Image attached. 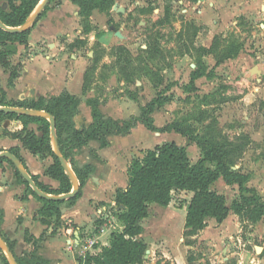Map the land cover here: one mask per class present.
<instances>
[{
    "label": "rangeland",
    "instance_id": "rangeland-1",
    "mask_svg": "<svg viewBox=\"0 0 264 264\" xmlns=\"http://www.w3.org/2000/svg\"><path fill=\"white\" fill-rule=\"evenodd\" d=\"M117 2L94 19L82 18L79 32L59 36L53 59L62 61L60 71L84 78L82 103L98 100L108 118L136 124L128 133L121 170L126 173L134 158L157 144L185 145L192 163L203 157L197 141L222 144L224 160L246 176V186L264 201V15L237 17L235 24L213 35L195 25L193 12L184 11L186 0ZM15 46L9 47L15 51ZM30 54L15 60L25 63ZM156 98L150 115L156 127L181 126L194 140L174 130L151 131L141 122L144 108ZM211 189L226 195L229 204L241 195L238 184L222 178ZM192 195L174 191L166 209L151 208L144 221L145 238L153 241L151 254H189L201 264H264V217L243 222L231 211L223 222L209 218L204 230L184 237L183 207Z\"/></svg>",
    "mask_w": 264,
    "mask_h": 264
},
{
    "label": "crops",
    "instance_id": "crops-1",
    "mask_svg": "<svg viewBox=\"0 0 264 264\" xmlns=\"http://www.w3.org/2000/svg\"><path fill=\"white\" fill-rule=\"evenodd\" d=\"M117 1L119 0H114L118 3ZM52 3L55 4L51 6H56L50 8L32 29L29 47L26 48L20 43L14 44L15 53L10 58L13 66L21 63V60H15L18 55L22 57L29 51L31 57L25 63L22 61L23 67L13 85L9 84V69L0 65V88L5 91L8 102L37 100L41 96L57 97L63 93L82 97L84 78L68 75L66 69L60 71L58 67L62 61L53 59L54 53L59 50L57 38L80 31V8L71 0H56ZM186 5L188 8L184 11L193 12L192 20L195 25L203 27V30L213 35L223 33L235 24L237 17L264 15V0H186ZM98 13L100 10H93L90 18L94 19ZM40 50L45 51L37 54ZM104 108L106 107L101 102L99 109L108 118ZM74 122L79 129L88 127L93 122L89 104L81 101L79 114L74 117ZM28 128L42 135L39 124L31 123ZM135 128L136 124L131 131ZM23 129L24 124L20 120H0V153L16 150L14 154L22 158L30 175L43 186L59 191L62 187L61 181L47 174V168L54 163L53 157L35 155L26 148L21 138L14 135ZM130 135L111 133L107 135L108 146L103 147L100 140L93 139L73 149L71 160L67 162L79 189L81 183L74 168L82 169L85 165H91L94 170L81 187V193L76 200L65 199L56 204L59 214L54 211L42 213L44 202L18 179L15 168L8 160H0V264H10V254L16 260H22L23 264H28L31 257L45 260L47 264H81V258L87 253L97 254L103 247L108 246L112 233L123 229V224L118 220L119 209L122 207L117 206L116 195L118 190H126L130 183L129 165L125 173L120 164L129 147L127 139H130ZM51 143L53 147V142ZM73 187L72 182V189ZM155 206L159 209L168 207L152 203L150 210ZM186 208L187 205H184L183 210ZM149 216L142 221L144 231L140 235L148 246L153 242L145 238L144 221ZM185 218L186 210L182 214L184 228ZM157 229L155 224L152 230ZM9 244L12 245V251ZM151 248L147 249L149 253L146 251L141 264H164L161 262L163 260L167 264H201V260L191 261L189 254H151L154 252V248ZM238 264L242 262L239 260Z\"/></svg>",
    "mask_w": 264,
    "mask_h": 264
},
{
    "label": "trees",
    "instance_id": "trees-1",
    "mask_svg": "<svg viewBox=\"0 0 264 264\" xmlns=\"http://www.w3.org/2000/svg\"><path fill=\"white\" fill-rule=\"evenodd\" d=\"M42 0H0V19L10 27L24 25ZM49 0L44 8L38 13L32 24L18 32H10L0 27V65L10 70L9 84L13 85L14 80L19 76L22 62L16 66L11 64V55L15 53L9 46L20 43L26 48L29 47V36L32 29L51 8ZM80 8L83 19L90 17L93 10L105 11V8L112 5L114 0H71ZM7 7H3V3ZM204 52L210 49L203 47ZM238 51V50H237ZM86 81V80H85ZM0 105L18 106L26 109L44 111L56 120V135L58 148L61 155L70 161L72 151L75 147L86 144L89 140L101 141L103 147L109 145L107 135L111 133L128 134L134 127L133 120L120 121L114 118H105L99 109L100 102L90 104L92 108L93 122L88 127L77 128L74 117L79 114L81 99L69 93H63L57 97L41 96L37 100H25L18 103H11L5 99V91L0 88ZM158 99H154L144 108L146 118L141 119L151 131L171 132L175 131L194 140L193 136L181 126H166L157 128L153 118L150 116L154 111ZM17 119L22 121L24 129L14 134L21 138L23 145L35 155L51 156L54 163L47 168V174L61 181L62 187L59 191H53L40 182L33 175L32 178L37 186L47 193H68L72 189V180L63 167L59 156L52 147L51 123L49 117L44 115L15 114L0 112V120ZM39 124L42 135L28 128L29 124ZM203 151V157L196 163H192L188 149L185 145L176 142H165L157 144L153 149H148L143 157H137L129 164L130 183L126 190H118L116 195L119 209L118 220L123 224L121 231H115L111 235L110 244L102 248L97 254L87 253L81 258V264H141L148 245L140 235L144 231L142 221L150 214V205L157 203L168 206L172 201L174 191H188L193 195L187 204L184 237H188L202 231L207 225L209 218L223 222L228 218L231 211L241 217L243 222H253L264 217V201L261 200L254 188L246 186V176L231 169L230 164L224 160L227 155L222 144H208L197 141ZM231 146L234 144H230ZM16 153V150H12ZM25 169L27 168L22 158L17 155ZM0 160H8L15 168V174L19 180L25 183L28 189L41 201L44 206L42 213L54 211L59 214L56 204L63 200H49L40 197L23 178L19 169L14 163L2 157ZM214 163L215 167L209 164ZM27 170V169H26ZM94 167L85 165L82 169L74 168L77 178L80 181V189L77 195L70 201L76 200L81 193V187L87 178L93 173ZM222 178L226 184H238L241 192L240 198L229 204L226 195L211 189V185ZM2 215L0 212V225ZM1 233V231H0ZM192 245L191 241H186ZM12 251V245L9 244ZM6 259V258H5ZM19 264L23 261L17 258ZM8 263V262H7ZM9 264V263H8ZM28 264H47V261L31 257Z\"/></svg>",
    "mask_w": 264,
    "mask_h": 264
},
{
    "label": "water",
    "instance_id": "water-1",
    "mask_svg": "<svg viewBox=\"0 0 264 264\" xmlns=\"http://www.w3.org/2000/svg\"><path fill=\"white\" fill-rule=\"evenodd\" d=\"M48 1L49 0H45L44 6L48 3ZM6 6H7V3H4L3 7L5 8ZM44 6L42 8H40V10L36 13L34 18L32 19V22L34 21V19L38 15V13L44 8ZM32 15L30 16V18L32 17ZM32 22L29 23V20H28L22 26L10 27V26H7L6 24H4L0 19V27H2L3 29H5L7 31H10V32H18L24 28L29 27L32 24ZM0 112L15 113V114L44 115V116L49 117V120L51 123V136H52L54 151L59 156L63 167L66 169L67 173L69 174V176H70V178L74 184V187L70 192L62 194V195L48 194L47 192L43 191L42 189H40L37 186L36 182L33 180L32 176L29 174V172L22 165L20 159L18 158V156L16 154L12 153L11 151H4V152L0 153V158H2V157L9 158L14 163V165L19 169L23 178L29 183V185L32 187V189L40 197L46 198L49 200H56V201L70 199V198L75 197L77 195V193L79 192V186L75 182V179L73 177V173L71 171V168L68 165L67 160L61 155V153L59 151L58 143H57V135H56V120H55V118L51 115H48L47 113H44L43 111H38V110H34V109H26V108L18 107V106H2V105H0ZM147 253H149V250H147ZM9 259H10V264H18L16 258L12 254H10Z\"/></svg>",
    "mask_w": 264,
    "mask_h": 264
},
{
    "label": "bare ground",
    "instance_id": "bare-ground-1",
    "mask_svg": "<svg viewBox=\"0 0 264 264\" xmlns=\"http://www.w3.org/2000/svg\"><path fill=\"white\" fill-rule=\"evenodd\" d=\"M35 11H36V10H35ZM34 13H35V12H34ZM34 13H33V14H34Z\"/></svg>",
    "mask_w": 264,
    "mask_h": 264
},
{
    "label": "built area",
    "instance_id": "built-area-1",
    "mask_svg": "<svg viewBox=\"0 0 264 264\" xmlns=\"http://www.w3.org/2000/svg\"><path fill=\"white\" fill-rule=\"evenodd\" d=\"M84 257V256H83Z\"/></svg>",
    "mask_w": 264,
    "mask_h": 264
}]
</instances>
